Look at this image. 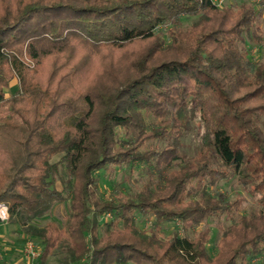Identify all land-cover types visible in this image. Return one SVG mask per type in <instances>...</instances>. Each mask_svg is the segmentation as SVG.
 I'll return each instance as SVG.
<instances>
[{"label":"trees","instance_id":"obj_1","mask_svg":"<svg viewBox=\"0 0 264 264\" xmlns=\"http://www.w3.org/2000/svg\"><path fill=\"white\" fill-rule=\"evenodd\" d=\"M259 14L216 0H0V204L40 240V263L63 249L67 264L88 251L90 264H264V52L246 47L264 46ZM136 166L148 178L135 191L101 193V170ZM232 178L248 213L244 196L211 190ZM60 202L62 222H39ZM220 216L213 253L201 225Z\"/></svg>","mask_w":264,"mask_h":264},{"label":"rangeland","instance_id":"obj_2","mask_svg":"<svg viewBox=\"0 0 264 264\" xmlns=\"http://www.w3.org/2000/svg\"><path fill=\"white\" fill-rule=\"evenodd\" d=\"M242 2H248L252 3L256 6V8L260 9V14L258 16V24L260 27V35L264 38V1L261 0H220L218 3L221 6H224L225 4H241ZM192 19L190 17L185 16L183 18V25L188 26L191 23ZM163 28V27H162ZM247 51L252 57H258L261 56L264 52V46L263 42L259 43L256 40H250L248 41V44H246ZM18 87L17 79H14L11 83V86L6 89V94L10 95L13 93ZM198 129L195 128L194 130L187 132L183 135V153L187 158L194 155L199 147V137H198ZM59 155L55 156L54 159H58ZM148 178V173L144 170V168L140 166H136L133 170L129 169H118L115 172L107 171V170H101L100 172V191L102 194L107 196L112 188L115 185L120 184L123 189L129 190V191H135L143 181H145ZM212 191L221 190L222 192L227 193L228 198L234 199L237 196H244L246 201L241 209L242 213H248L253 206H256V203L250 196L249 192L244 188V186L238 181L237 178L232 179H222L218 181L217 184L214 186H211ZM67 209L68 204L67 202H60L57 203L53 207V212L51 215L46 216L45 218L41 219L39 222L44 223L48 219H54L59 222H62L64 218L67 215ZM109 216H103L101 217V228H100V234H103V228H104V221ZM151 219H147L145 221L146 226L151 225ZM8 222L10 225H14L13 227L16 228L14 231V234L17 236H22V242L21 244H18V253H15L12 256H8V261L16 263L17 260L21 261V264H42L40 263L38 256L33 259L32 261L25 256L24 253V246L27 239H33L36 243L38 249H41L40 240L38 238H31L28 236L22 229L19 228L18 224L10 223V220L8 218ZM175 224V223H174ZM229 224L228 221L224 219L223 216L220 217H212L208 221L202 223L201 228H207L209 230V236L210 241L208 243L209 249L215 253L217 251V243L219 241V238L221 237L222 230L225 226ZM178 225V224H176ZM180 227L181 234H184V229L181 227V224L178 225ZM174 225L170 223H164L162 225V233L164 236H167L173 229ZM198 229V228H197ZM196 229V230H197ZM24 244V245H23ZM1 254L3 253L1 247H0ZM91 251L86 252L83 257L80 259V261L77 262V264H84L85 261H87L88 257ZM67 257V253L63 249H57L56 253L53 255H50L47 259L45 264H67L65 262V258ZM27 259L30 260L27 262ZM260 258L256 257L252 260L253 264H259ZM18 262V261H17Z\"/></svg>","mask_w":264,"mask_h":264},{"label":"crops","instance_id":"obj_3","mask_svg":"<svg viewBox=\"0 0 264 264\" xmlns=\"http://www.w3.org/2000/svg\"><path fill=\"white\" fill-rule=\"evenodd\" d=\"M0 217L2 218L0 222V247L3 251L0 257V264H21L19 260H17L18 262L16 261V263L8 261V256L18 253L17 243L21 244L23 238L22 236L14 234L16 228L8 222V211L5 205H2L0 209ZM29 261L30 260L27 259V262Z\"/></svg>","mask_w":264,"mask_h":264},{"label":"built area","instance_id":"obj_4","mask_svg":"<svg viewBox=\"0 0 264 264\" xmlns=\"http://www.w3.org/2000/svg\"><path fill=\"white\" fill-rule=\"evenodd\" d=\"M216 1L218 2L220 0H216ZM1 208H2V205L0 204V209ZM178 224L180 225L181 223L178 222ZM39 251L40 250L38 249V247H37V245L33 239H27L26 240L25 246H24V253L31 261L39 255ZM91 256H92V253L90 252L88 255V259H87V261H85L84 264H90L89 259L91 258ZM0 257H1V252H0Z\"/></svg>","mask_w":264,"mask_h":264}]
</instances>
